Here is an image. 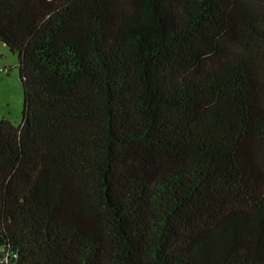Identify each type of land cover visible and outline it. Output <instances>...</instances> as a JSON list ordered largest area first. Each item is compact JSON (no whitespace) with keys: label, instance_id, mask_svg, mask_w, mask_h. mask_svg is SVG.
I'll list each match as a JSON object with an SVG mask.
<instances>
[{"label":"trees","instance_id":"trees-1","mask_svg":"<svg viewBox=\"0 0 264 264\" xmlns=\"http://www.w3.org/2000/svg\"><path fill=\"white\" fill-rule=\"evenodd\" d=\"M11 264H264V0H0Z\"/></svg>","mask_w":264,"mask_h":264},{"label":"rangeland","instance_id":"rangeland-1","mask_svg":"<svg viewBox=\"0 0 264 264\" xmlns=\"http://www.w3.org/2000/svg\"><path fill=\"white\" fill-rule=\"evenodd\" d=\"M18 56L0 41V121L19 124L23 90L18 74Z\"/></svg>","mask_w":264,"mask_h":264},{"label":"built area","instance_id":"built-area-1","mask_svg":"<svg viewBox=\"0 0 264 264\" xmlns=\"http://www.w3.org/2000/svg\"><path fill=\"white\" fill-rule=\"evenodd\" d=\"M15 258V253L0 248V264H11Z\"/></svg>","mask_w":264,"mask_h":264}]
</instances>
